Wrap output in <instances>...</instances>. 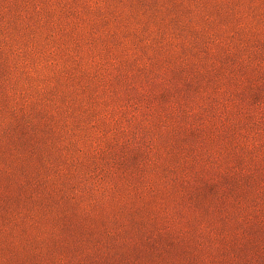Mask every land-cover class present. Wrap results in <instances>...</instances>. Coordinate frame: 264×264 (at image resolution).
I'll use <instances>...</instances> for the list:
<instances>
[{
    "label": "rangeland",
    "instance_id": "obj_1",
    "mask_svg": "<svg viewBox=\"0 0 264 264\" xmlns=\"http://www.w3.org/2000/svg\"><path fill=\"white\" fill-rule=\"evenodd\" d=\"M0 264H264V0H0Z\"/></svg>",
    "mask_w": 264,
    "mask_h": 264
}]
</instances>
